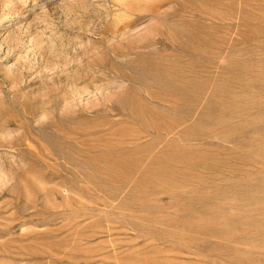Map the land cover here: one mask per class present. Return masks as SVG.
<instances>
[{
    "label": "rangeland",
    "instance_id": "rangeland-1",
    "mask_svg": "<svg viewBox=\"0 0 264 264\" xmlns=\"http://www.w3.org/2000/svg\"><path fill=\"white\" fill-rule=\"evenodd\" d=\"M152 1L0 0V264H264V0Z\"/></svg>",
    "mask_w": 264,
    "mask_h": 264
},
{
    "label": "bare ground",
    "instance_id": "bare-ground-1",
    "mask_svg": "<svg viewBox=\"0 0 264 264\" xmlns=\"http://www.w3.org/2000/svg\"><path fill=\"white\" fill-rule=\"evenodd\" d=\"M155 1L156 0H154V1H152L153 2V4H155ZM152 2H151V4L150 5H152L153 6V4H152ZM157 3V2H156ZM154 8H155V6H153ZM67 91V90H66ZM70 104V103H69Z\"/></svg>",
    "mask_w": 264,
    "mask_h": 264
}]
</instances>
